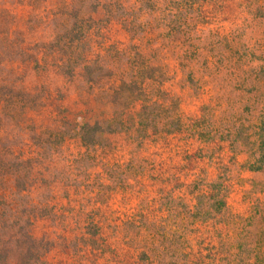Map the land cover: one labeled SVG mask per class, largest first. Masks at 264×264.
<instances>
[{
  "label": "rangeland",
  "instance_id": "rangeland-1",
  "mask_svg": "<svg viewBox=\"0 0 264 264\" xmlns=\"http://www.w3.org/2000/svg\"><path fill=\"white\" fill-rule=\"evenodd\" d=\"M2 10L22 52L0 79L31 102L4 121L28 162L0 186V264H264V0Z\"/></svg>",
  "mask_w": 264,
  "mask_h": 264
},
{
  "label": "trees",
  "instance_id": "trees-1",
  "mask_svg": "<svg viewBox=\"0 0 264 264\" xmlns=\"http://www.w3.org/2000/svg\"><path fill=\"white\" fill-rule=\"evenodd\" d=\"M69 9V8H68ZM73 9L69 10V13H72ZM0 16V20L3 19L2 22H0V31L2 33L5 32V42H7V47H4L5 49H2L3 45L0 46V64L1 61L5 59L6 56L8 57H14L18 54H21V49L19 50L17 46V41H12L9 38L8 28L11 30L13 29V23L11 19L9 18L10 15L7 11L2 10ZM2 27V29H1ZM74 31L71 29H66L64 38H56V45L59 47L62 43L66 45L74 44V39L69 37V34H72ZM9 41H12L9 43ZM15 46V48H14ZM64 46V45H63ZM9 49V50H8ZM12 49H15V51H12ZM20 52V53H19ZM30 99L28 93H26L23 89H20L16 87L15 85H9L2 83V80L0 79V186L2 183L9 182V177L15 176L17 179L18 177L14 175L16 172L15 170H18L20 167H23L28 161L24 159L22 156L16 157V159L10 160L8 159L7 155L11 152L10 149L11 146L8 144V142H5V138H7V129L5 126V116L6 113L9 115H13V117H17L23 108L27 107L29 105ZM10 109V110H9ZM11 111V112H10ZM10 115V116H11ZM91 126L85 125L84 129H90ZM254 169V167H251ZM257 171L262 170L263 167H258ZM255 170V169H254ZM13 172V173H12ZM18 172V171H17ZM13 174V175H12ZM18 174V173H17ZM16 181V180H15Z\"/></svg>",
  "mask_w": 264,
  "mask_h": 264
}]
</instances>
